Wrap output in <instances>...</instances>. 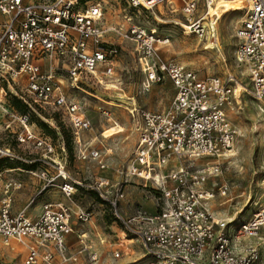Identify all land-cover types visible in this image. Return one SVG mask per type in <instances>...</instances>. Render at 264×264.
I'll list each match as a JSON object with an SVG mask.
<instances>
[{"label":"built area","instance_id":"built-area-1","mask_svg":"<svg viewBox=\"0 0 264 264\" xmlns=\"http://www.w3.org/2000/svg\"><path fill=\"white\" fill-rule=\"evenodd\" d=\"M165 1L127 0L132 9L147 10ZM215 2L185 0L182 6V32L207 47H216L218 41L219 17L210 13ZM239 10L243 16L236 27L235 56L250 81L249 89L241 87L259 102L264 98V0H245ZM104 12L102 1L0 0V113L10 118L6 129L16 136L18 144L35 156L28 158L0 146V160L54 167L55 175L48 171L41 175L48 181L47 187L57 186L72 203L82 189L96 193L124 235L110 240L106 233L95 231L100 245L111 246L112 259L106 262L87 230L78 233L81 250L72 251L67 243L68 235L75 232L71 205L48 201L36 217L29 216L26 208L13 213L11 190L22 184L16 181L5 185L0 235L7 244L24 247V264H81L82 256L84 264H116L132 254L126 240H136L142 250L139 258L127 264H264V204L239 222L218 218L208 208L216 194L226 196L229 192L225 182L216 189L208 182L221 172L219 159L229 156L237 137L229 113L239 104L237 76L228 71L224 78H202L185 63L159 55L162 46L170 44V35L157 27L147 28L129 13L127 23L106 28ZM109 31L133 43L147 89L169 79L175 93L166 110H141L135 102L127 108L135 121L138 141L131 162L117 168L120 180L102 176L89 181L74 179L67 167L65 141L45 134L32 121L31 113L45 119L41 113L49 109L64 118L72 130L74 154L76 151L82 160L97 161L101 169L108 167L103 151L94 147L92 139L83 137L92 122L82 102L66 89V81L72 89L83 91L91 84L107 88L123 49L106 41ZM13 98L24 110L12 104ZM98 109L118 126L106 104ZM207 158H216V162ZM174 159L179 163L171 165ZM135 178L154 190L158 201L155 213L138 210L126 216L120 211L125 186ZM77 205V223L87 227L94 212L91 206ZM252 238L258 243L250 241Z\"/></svg>","mask_w":264,"mask_h":264},{"label":"rangeland","instance_id":"rangeland-1","mask_svg":"<svg viewBox=\"0 0 264 264\" xmlns=\"http://www.w3.org/2000/svg\"><path fill=\"white\" fill-rule=\"evenodd\" d=\"M89 1L90 3L96 1L103 2L105 7L103 24L106 28L127 23L126 14L129 13L133 15L137 22L142 23L147 28L157 27L161 33L170 35V44L162 47L159 51V55L161 57L175 58L185 63L195 69L202 78H224L228 71H231L237 76L239 80L238 93H241L238 99L239 104L235 109H229L230 118L237 129V137L233 147L235 154L232 157L229 155L226 158L219 159L220 163H222L221 172L216 176L213 175L208 182L212 189H216L217 185L225 182L229 185V192L226 196H219L216 194V197L208 202V208L212 212L215 211L216 217L218 218H232L238 222L250 218L253 211L264 204V185L261 183L264 182V110H262L261 107L264 105V99L258 102L251 93L241 87L244 86L248 89L250 87L247 72L235 56L237 45V38L235 36L236 27L242 19L243 12L236 9V7L227 8L225 3L221 4L224 6H220L217 15L219 17L217 24V46L204 48L205 43L203 41H199L195 36L185 35L179 25V23L183 21L182 6L185 0H166L164 4H160L149 10L142 7L140 9H132L129 7L127 0ZM217 6L218 3L216 2V7ZM105 39L110 43L115 42L123 46L120 55L117 57L115 75L111 78L112 81L107 88L97 84H91L89 87L84 88L86 91H83L72 89L68 81H66V89L71 96L82 102L92 122V128L83 133V137L87 140L96 139L95 144L100 147L104 145L102 141L107 145L106 142L112 139L120 137L125 139L128 132V130H125L111 138H103L102 133L106 128L111 127L113 123L112 121H108L107 118L100 113L98 109L100 106L106 104L111 111V116L116 118L118 123L122 126H125V123L130 126H135V122L130 119L127 110L128 107H131L132 101L135 100L137 106L141 110L162 111L169 107L174 97L173 84L169 79L154 83L149 89L146 88V78L138 67L134 45L126 37L123 35L119 36L118 33L109 31ZM117 78L120 79L119 83L115 80ZM110 84H116L119 89L114 90L115 87H110ZM132 98L135 99L130 100ZM104 100L108 101V103ZM44 112L45 113H41V115L44 116L45 119L39 117L35 112L31 113L32 121H34L45 134L54 139L62 138L65 141L69 155L67 163L68 169L72 171V173L81 172L73 156L75 155V147L70 125L58 114H53L52 110L47 109ZM52 115L54 116L53 119L50 117ZM9 119L8 116L0 113V146L11 147L17 154H22L28 158L31 156L35 157L34 154H30L29 149L21 147L16 141V136L6 129V122L9 121ZM55 126L59 129V134L56 132ZM122 126L118 125V128L123 129ZM90 135H92V137ZM132 158L133 154L128 157L124 165L129 164ZM206 160L216 162V158H207ZM5 161L8 163H5ZM18 161L19 160L2 158L0 161V171L13 166H21L28 171H37L41 175L44 171H48L47 173L51 176L55 171L53 167L46 166L45 163L24 164ZM172 162H174V160H172ZM173 164L174 163H171V165ZM45 167L48 169L46 170ZM9 173L10 172L4 173L3 178H14L11 177L12 175H9ZM20 173L27 175V172ZM17 175L18 173L15 179H17ZM89 180L91 179H84V181ZM134 180L137 185L133 189L141 191L144 199L153 201L156 209L158 201L155 197L154 190L144 188L143 185L139 183L142 181L139 178H135ZM23 181L28 183L26 185L21 184L20 187L12 188L11 190L14 210L27 206L31 202L30 199L33 197V193H36L40 184V178H36L33 175H30L28 178H23ZM16 182L19 183L18 180ZM3 198L4 192L1 186L0 207ZM41 198L42 197H39V199ZM73 200L75 205L78 206V198L75 197ZM254 202L257 203L256 206ZM39 203L40 202L35 203L31 207V211L38 213L39 208H36V205ZM132 203L134 204L135 210L131 211L129 214L135 213L138 210L153 214L150 213L149 209L137 202ZM249 207L251 208L250 210H248ZM76 211H78V207ZM99 224H101V222ZM115 228H117V226ZM109 231H111L110 233L113 235H124L120 230H115L114 232L109 228ZM250 241L258 243L257 238H252ZM13 245L17 244L15 242L7 244L0 235V264H24L25 250L21 249L19 252H16L21 248V245H17L20 247L19 249L12 248ZM262 247L264 253V244ZM12 249H15V252Z\"/></svg>","mask_w":264,"mask_h":264},{"label":"crops","instance_id":"crops-1","mask_svg":"<svg viewBox=\"0 0 264 264\" xmlns=\"http://www.w3.org/2000/svg\"><path fill=\"white\" fill-rule=\"evenodd\" d=\"M162 47H165V46H162ZM204 48H206V47H204ZM173 88H174V86H173ZM174 93H175V88H174ZM134 99L135 98H132L130 100H134ZM104 101H106V100H104ZM106 102L108 103V101H106ZM133 102H135V100L132 101L131 103H133ZM130 119L133 120L131 115H130ZM111 120H114L118 123V120L116 118H114L113 116H111ZM118 125L122 126L119 123H118ZM134 125L135 126H130L129 124L125 123V126H122L123 129H119L118 126L114 127L113 125L111 127L106 128V130L104 131V134H102L103 138H111V137H113V136H115L121 132H124L125 130H128V132H127V136L125 139H123V137H120L117 139H112V140L106 142L107 145L104 143V141H102V143L104 144V145H102V147L95 144L96 139H92L94 147L100 148L103 151V153H105L106 163L107 164L109 163L108 167L106 169H101L100 166L98 165L97 161L80 159L77 156V152L75 151V155H73V156L75 157L74 158L75 163H78L77 166L81 169V172L72 173V171H70L68 169L70 171L72 177L74 179L84 180V179L89 178V179L93 180L97 177L102 176V177L109 178L112 181L120 180L121 177L117 173V168L120 165H124L127 162L128 157L133 154L134 148H135L137 141H138V131L136 130V124L135 123H134ZM90 136L92 137V135H90ZM18 162L23 163L20 161H18ZM5 163H8V162L5 161ZM171 163H179V161L174 159V162L171 161ZM110 166H112V167H110ZM67 167H68V165H67ZM45 169H48V168L45 167ZM7 172H10L9 175H12L11 177H14V178H8V179L3 178V174L7 173ZM15 172L18 173L17 179H15V176L17 174ZM20 172H27V175H23ZM56 173H57V171L55 169L54 174H52V175H55ZM30 175H33L36 178H40V173L37 171H28L21 166L9 167L3 171H0V188L2 186L3 192H4L6 183L8 181H15V180L16 181L18 180L22 184L26 185L28 182H26V181L24 182L23 178H28ZM60 181L61 180L58 178V182H60ZM139 183H141L143 185L142 181H140ZM136 185L137 184H135V180L133 179L131 184H127L125 186L126 196L120 202V211L126 216L134 215L136 212L132 213V214H129V213L131 211L135 210L134 204L132 202H137L138 204L149 209L150 213L156 212L157 208L155 209V204L153 203V201L144 199L141 191H136L133 189V188H135ZM33 194H34L33 197L30 199L31 202L27 206L24 207L27 209V213L29 216L36 217L41 212L43 205L48 201H63V202L69 203L71 205V208H72L74 215L76 216V212H77L76 208L78 206H76L75 203H72L71 201H69L57 186H49V187L45 188L44 182L40 178V184L37 188V191H36V193H33ZM4 197H5V192H4ZM39 197H42V198L39 199ZM76 197L78 198V201L81 204H83L85 206H91V208L94 212V217H93V220L88 224L87 227H82L77 223V219L74 216L73 222L75 224V232L68 235V237H67V243H68L69 248L72 251L81 250L82 244H81L80 240L78 239V233L83 231V230H87L89 239L92 243H94L95 249L102 252L103 262L111 260L112 258H111V255L109 253L111 246L110 245H100L98 243V239L95 235V231H100V232L106 233L110 237V240H111L112 237L117 236V235H111V233H110L111 231H109V228L115 232V230H120L119 227L115 228L116 227L115 224L113 222L109 221V219H110L109 215L107 214L106 210L104 209L102 203L99 202L96 193L89 192V191L82 189L79 191V193L77 194ZM155 197H156V195H155ZM3 199L1 200V204H2ZM37 202H40L39 204L36 205V208H39V212L34 213L33 211H31V207ZM72 204H74V205H72ZM11 208H12L13 213H17L18 211L24 209V208H20L18 210H14L13 205ZM213 213L216 215L215 211ZM100 222H101V224H99ZM136 243H137L136 240H132V241L126 240V245L130 246V248L132 250V252H131L132 254L125 255L124 257L119 259L116 264H127V263H129V262H131V261H133L136 258H139L141 256V253H142L141 246H139V244H136ZM12 248L19 249L20 247L17 245H13ZM21 249H24V247L21 246V248L16 252H19ZM12 250L15 252V249H12ZM84 263H85V258H84V256H82L81 264H84ZM140 263H142V262H140ZM140 263H137V264H140Z\"/></svg>","mask_w":264,"mask_h":264},{"label":"bare ground","instance_id":"bare-ground-1","mask_svg":"<svg viewBox=\"0 0 264 264\" xmlns=\"http://www.w3.org/2000/svg\"><path fill=\"white\" fill-rule=\"evenodd\" d=\"M217 3H218V6L216 7V2H215V5H211L210 6V13L212 15H218V11H219V8L220 6H224V5H221V4H224L225 3V6H227V8H235L236 9H242L243 8V5L245 3V0H234V1H231V0H215ZM231 2V3H230ZM216 7V8H215ZM206 48H208L206 45H205ZM110 87H115L114 90H118L119 87L117 85H110ZM110 89V88H109ZM239 91V89H238ZM118 93V92H117ZM120 94V93H119ZM120 98H123L122 96H119ZM264 99V98H262ZM262 107V110H264V105L261 106ZM263 133H264V128H263ZM264 137V136H263ZM234 150H232L229 155L232 157L234 155ZM40 178H41V174H40ZM42 181L44 182V186L45 188L47 187V183L48 181L46 179H44L43 177L41 178ZM262 185H264V182H261ZM264 196V195H263ZM262 196V197H263ZM264 201V200H263ZM251 208L249 207L248 210H250ZM247 210V211H248ZM94 223V222H93Z\"/></svg>","mask_w":264,"mask_h":264},{"label":"trees","instance_id":"trees-1","mask_svg":"<svg viewBox=\"0 0 264 264\" xmlns=\"http://www.w3.org/2000/svg\"><path fill=\"white\" fill-rule=\"evenodd\" d=\"M12 104L16 106V108H18L19 110H24L23 108V104L17 99V98H13L12 99ZM57 132V131H56ZM73 136V135H72ZM109 221L112 222L111 217H109Z\"/></svg>","mask_w":264,"mask_h":264}]
</instances>
